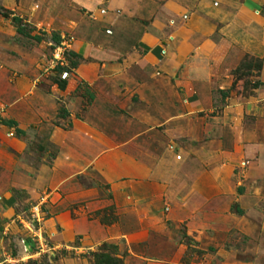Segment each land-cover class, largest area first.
Instances as JSON below:
<instances>
[{
	"label": "rangeland",
	"instance_id": "1",
	"mask_svg": "<svg viewBox=\"0 0 264 264\" xmlns=\"http://www.w3.org/2000/svg\"><path fill=\"white\" fill-rule=\"evenodd\" d=\"M85 1L0 0V8L21 16L30 34L41 39L35 41L16 32L10 20L0 15V264H11L7 259L12 264H264V156L257 159L254 155L258 144L264 145L256 131L264 132L262 67L250 75H244L243 70L238 79L231 75L234 85L227 92L216 91L244 104L243 113L239 105L232 113L238 147L230 166L235 173L232 186L242 189L244 196L242 207L230 204L231 216L227 206L219 203L218 227L227 230L212 238L204 234L207 245L200 249L184 224L168 214L167 198L142 221L133 204L122 200L119 205H106L111 191L97 180L94 171L85 170V145L93 140L84 134L85 119L89 110L95 112L100 104L98 99L93 102L97 91L86 76L95 88L102 89L114 82L115 74L110 72L107 78L98 72L99 58L91 54L106 55L109 48L91 45L84 36L90 32L96 42H114L123 26L108 17L124 14L111 7L106 16L102 10L108 0L91 8H85ZM260 14L264 16L263 8ZM51 37L66 42V49L59 54L68 71L63 78L61 70L51 65L55 58ZM85 45H91L88 57ZM256 80L262 84L252 87ZM147 81L173 82L161 74ZM124 93H118L123 111L119 124L130 129L143 113L125 104ZM131 100L135 103L137 98ZM220 109L217 104L210 113L220 114ZM156 136L151 135L150 140H163L159 133ZM241 136L251 137L248 145H242ZM231 138L218 142L223 149H233ZM129 141L132 144L133 140ZM243 148L245 158L239 156ZM138 149L144 152V148ZM128 153L131 159L137 155L132 150ZM97 201L104 206L96 209ZM145 209L139 207V212ZM210 219L205 214L201 226L207 228ZM85 220H95L102 227L115 224L114 235L89 243ZM120 233H127V238L120 239Z\"/></svg>",
	"mask_w": 264,
	"mask_h": 264
},
{
	"label": "crops",
	"instance_id": "2",
	"mask_svg": "<svg viewBox=\"0 0 264 264\" xmlns=\"http://www.w3.org/2000/svg\"><path fill=\"white\" fill-rule=\"evenodd\" d=\"M101 1L87 0L85 8ZM111 7L124 12L108 17L123 26L114 42H96L90 32L84 36L91 45L109 48L106 55L91 54V45H85V57L99 58L98 72L103 77L115 74L114 82L102 89L85 77L97 91L93 102H100L85 119L84 134L93 139L85 145V170L94 171L97 180L111 191L106 205H119L122 200L133 204L142 221L167 198L170 217L178 218L197 247L204 249L206 234L212 238L227 230L218 227L219 203L227 206L228 213L231 203L243 204L242 189L232 186L235 173L230 166L238 147L232 113L236 105L242 109L244 104L216 91L231 88V73L245 54L263 57L264 75V16L260 14L264 0H118L114 4L108 0L106 16ZM156 74L173 82L147 81ZM123 90L125 104L143 113L130 129L119 124L123 111L118 93ZM132 98H137L135 103ZM217 104L220 114L210 113ZM154 123H159L158 127ZM256 131L264 138L263 131ZM158 133L163 140H150L151 135L157 139ZM224 138H231L233 149H223L218 141ZM250 138L241 136L239 141L248 145ZM130 139L144 152L136 150ZM128 150L137 155L132 153L131 159ZM243 150L241 158L247 155ZM254 155L263 157L264 145L259 143ZM97 202L96 209L104 206ZM139 207L147 209L139 212ZM207 213L212 220L207 222L208 229L201 226ZM115 226L102 227L95 220H85V238L98 243L114 235ZM118 236L127 238V233Z\"/></svg>",
	"mask_w": 264,
	"mask_h": 264
},
{
	"label": "trees",
	"instance_id": "3",
	"mask_svg": "<svg viewBox=\"0 0 264 264\" xmlns=\"http://www.w3.org/2000/svg\"><path fill=\"white\" fill-rule=\"evenodd\" d=\"M0 15L4 18H8L10 20V22L12 23V25H14L16 32L28 36L31 39H34L35 41H40V37L38 36V34H30L31 32H29V29L26 27L27 25L23 22V19L21 16L15 14L14 12H11L9 10L0 8ZM51 41L53 43L58 44L60 39H58L57 37L54 38H50ZM71 52V50H67L68 52ZM262 67V58L258 57V56H249L248 54H245L243 56V58L241 59V61L239 62V64L234 68V70L232 71V76L234 79H238L239 76L243 75V73H241L243 70L245 71L244 75H250L253 71L259 72V70ZM61 68H65V67H58L59 70H61ZM63 83L64 80H62L58 86L63 87ZM254 84L252 85V87H257L259 85L262 84V81L260 80H256L255 82H253ZM234 85V84H233ZM231 85V87L233 86ZM92 97V96H91Z\"/></svg>",
	"mask_w": 264,
	"mask_h": 264
},
{
	"label": "built area",
	"instance_id": "4",
	"mask_svg": "<svg viewBox=\"0 0 264 264\" xmlns=\"http://www.w3.org/2000/svg\"><path fill=\"white\" fill-rule=\"evenodd\" d=\"M102 11H104V10H102ZM109 31H110V29L108 30H106V32L107 33H109ZM52 42V41H51ZM53 43V42H52ZM66 42L64 41V39H62L61 37H60V41H59V43L58 44H56V43H53L52 44V47L54 48V57L55 58H53L52 60H51V65H52V67L55 69V68H58V67H63V65H65L64 64V61H63V59L62 58H60V56H59V54L62 52V49H66ZM66 52V51H65ZM61 59V60H60ZM67 73H68V71L65 69V68H61V78H63V77H65L66 75H67ZM8 263H11L12 264V262H10V261H12V260H6ZM6 262V263H7Z\"/></svg>",
	"mask_w": 264,
	"mask_h": 264
}]
</instances>
